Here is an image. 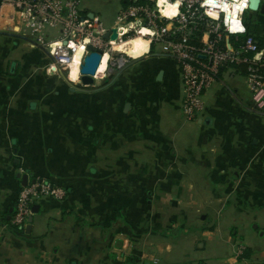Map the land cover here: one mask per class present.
I'll use <instances>...</instances> for the list:
<instances>
[{
  "label": "crops",
  "instance_id": "0c3cea01",
  "mask_svg": "<svg viewBox=\"0 0 264 264\" xmlns=\"http://www.w3.org/2000/svg\"><path fill=\"white\" fill-rule=\"evenodd\" d=\"M3 10L0 264H264V116L239 96L243 78L214 84L187 121L158 45L111 84L104 68L71 91L46 52L3 34ZM40 181L61 198L11 227L21 188Z\"/></svg>",
  "mask_w": 264,
  "mask_h": 264
},
{
  "label": "built area",
  "instance_id": "2783aa9c",
  "mask_svg": "<svg viewBox=\"0 0 264 264\" xmlns=\"http://www.w3.org/2000/svg\"><path fill=\"white\" fill-rule=\"evenodd\" d=\"M118 1L121 5L108 28L89 11L86 0H0V17L9 6L13 32L43 47L50 59L48 71L62 70L67 78L77 47L83 49L78 78L88 46L101 52L98 67L106 56L108 77L134 59L117 46L140 38L148 44L146 51L159 45L177 62L185 120L194 121L203 112L205 95L214 84L232 78H243L252 108L264 112V44L245 16L250 0H165L175 8L172 15L162 13L159 0ZM262 27L259 36L264 40V19ZM112 29L115 39L110 37ZM61 194L43 181L25 185L16 197L11 227L27 223L35 200L60 199Z\"/></svg>",
  "mask_w": 264,
  "mask_h": 264
},
{
  "label": "water",
  "instance_id": "95a60500",
  "mask_svg": "<svg viewBox=\"0 0 264 264\" xmlns=\"http://www.w3.org/2000/svg\"><path fill=\"white\" fill-rule=\"evenodd\" d=\"M260 3L261 0H250L249 9L252 11H257L260 9ZM262 11L264 12V4L262 5ZM112 35L110 36L112 39L116 38V32L114 29L111 30ZM4 35H10L12 37H15L17 39H21L23 41H26L35 47L43 50L45 52V49L35 42H33L31 39L22 36L17 33H3ZM87 51L89 52L88 55H85L83 58V61L79 68L80 77L78 78V82L74 83L69 78L65 76V73L62 70H58V73L61 77V79L69 86L71 91H88L86 89H83L84 87H90L94 85L95 79L93 76L96 75L98 65L101 58V52L93 49L92 47L88 46ZM123 72V69L117 71L113 76H108L106 79L103 80L104 86L111 84L121 73ZM226 87V86H225ZM251 111L255 112L258 115L264 116V112L257 111L254 108H251ZM38 209V206L32 207V213H36ZM32 219L31 217L28 218V223H31Z\"/></svg>",
  "mask_w": 264,
  "mask_h": 264
},
{
  "label": "rangeland",
  "instance_id": "374dc122",
  "mask_svg": "<svg viewBox=\"0 0 264 264\" xmlns=\"http://www.w3.org/2000/svg\"><path fill=\"white\" fill-rule=\"evenodd\" d=\"M83 2H85V0H83ZM86 4L91 9L94 10V12L96 13L95 15L99 16L101 22L107 28L113 25L115 12L121 5L118 0H108L106 2H103L101 0H90V1L87 0L85 5ZM263 4H264V0H261L260 9H258L257 11L248 10L245 12V16L249 18L250 27L254 28L253 30L256 39L261 40L262 43L264 44L263 36H261V39L259 36V34H261V29L263 30L262 27V22L264 19V12L262 11ZM238 94L243 98H248V100L251 99L250 93L246 85L240 87Z\"/></svg>",
  "mask_w": 264,
  "mask_h": 264
},
{
  "label": "bare ground",
  "instance_id": "6f19581e",
  "mask_svg": "<svg viewBox=\"0 0 264 264\" xmlns=\"http://www.w3.org/2000/svg\"><path fill=\"white\" fill-rule=\"evenodd\" d=\"M159 6L164 7L162 9V13L164 15H172L173 12L175 11V8L172 7L169 4H165V0H159ZM163 4V5H162ZM148 44L140 38H135L127 43H122L117 46V49L120 51H125L128 55L137 58L141 56L146 50H147ZM83 49L82 47H77L76 51L73 55L72 58V63L70 66V71H69V76L68 78L71 81H77L78 78V65L80 63V59L82 57ZM105 61H106V56H103L102 61L100 63V66L98 67L96 76L98 77L100 75V72H102L105 68ZM52 71V70H50Z\"/></svg>",
  "mask_w": 264,
  "mask_h": 264
}]
</instances>
